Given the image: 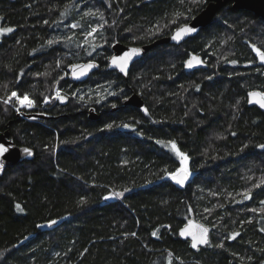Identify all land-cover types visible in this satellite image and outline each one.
I'll use <instances>...</instances> for the list:
<instances>
[{
    "label": "trees",
    "instance_id": "16d2710c",
    "mask_svg": "<svg viewBox=\"0 0 264 264\" xmlns=\"http://www.w3.org/2000/svg\"><path fill=\"white\" fill-rule=\"evenodd\" d=\"M206 3L0 0V29H13L0 37V130L34 152L0 178V264H264V113L246 98L264 93L252 50L264 19L227 4L127 79L105 69L114 43L164 37ZM191 54L206 68L187 67ZM85 61L98 69L71 83L68 65ZM99 84L109 98L77 96ZM14 91L35 101L21 117L2 101ZM132 93L147 114L122 105ZM170 141L189 159L183 188L166 179L180 165ZM189 218L209 228L197 250L178 237Z\"/></svg>",
    "mask_w": 264,
    "mask_h": 264
},
{
    "label": "water",
    "instance_id": "95a60500",
    "mask_svg": "<svg viewBox=\"0 0 264 264\" xmlns=\"http://www.w3.org/2000/svg\"><path fill=\"white\" fill-rule=\"evenodd\" d=\"M227 4H230L231 8L233 9L247 10L250 11L252 14H254L256 17H260L264 19V0H207L205 6L197 14H195L189 21L178 25L168 35L164 37L155 39L154 41L143 45L114 43L111 47V54L106 60L105 69L107 71H114L124 79H127L130 66L134 62L141 59L149 50H151L152 48L158 45H165V44L179 45L188 38L195 36L200 31V29L207 26L211 22L213 17L217 14V12L220 11ZM185 26L193 27L195 28V31L190 34L183 35V37L179 40H174L173 36H175L176 33ZM132 49H139V53L133 55L132 58L128 60L126 67V74H125V72L120 71V68L117 65L121 63L120 58L127 56ZM193 56L197 57L200 61H202V63L199 64H196L194 62L195 68H206V63L200 55L191 54L190 58ZM255 58H256V65L264 69V64L260 63L259 58L256 55ZM114 59L116 60V63L113 62ZM89 64L94 65V67L89 69L85 75L79 76V78H77L78 73L81 71L80 66H85ZM97 69H98V64L94 61L71 63L67 67L68 79L71 83L74 84L82 83ZM253 92L262 93L257 89H252L248 91L246 94L247 104L249 106H255L261 112L264 113V108H261L259 104L255 102L259 98L250 96V93ZM122 105H131L139 109L142 113H145L144 110L146 108L144 102L137 93H132L128 97L124 98L122 100ZM29 116L39 117V118L44 117L43 115H39V114L26 115V117ZM90 117L96 118L97 115L91 113ZM0 144L4 145L8 149L7 152H5L3 155H0V178L2 177L6 168L11 167L22 161H29L33 157L34 152L31 148L24 145H16L13 141L9 139V131L7 129L3 131L0 130ZM25 148L29 149L32 155L30 156L27 155L23 151ZM171 175L172 174H170L166 179L178 188L185 187L191 180V176L189 175L188 179L184 182V184L179 185L175 182V180L171 178ZM200 228L208 229V241H209V228L200 221L195 220L194 218H189L185 221V223L178 230V237L182 241H187L189 247L192 250H197L199 247H204L207 245V244H197L196 248L192 247V243H193L192 235L193 234L198 235ZM182 231L185 232V235L183 236L181 235Z\"/></svg>",
    "mask_w": 264,
    "mask_h": 264
},
{
    "label": "snow or ice",
    "instance_id": "6c2138e0",
    "mask_svg": "<svg viewBox=\"0 0 264 264\" xmlns=\"http://www.w3.org/2000/svg\"><path fill=\"white\" fill-rule=\"evenodd\" d=\"M73 27H75V25ZM11 31H13V29H11V28L0 29V33L11 32ZM194 31H195V28L185 26V27L181 28L176 33L175 36H173V39L179 40L183 37V35L190 34ZM51 43H52V41H49V44H51ZM252 50H253V52L256 53V56L259 58L260 63L264 64V50L257 48L255 45L252 46ZM138 53H139V49H132L131 52L127 56L120 58L121 63H119L117 66L120 68L121 72H125V74H126V67H127L128 60H130L133 55L138 54ZM113 62L116 63V60L114 59ZM194 62L196 64L202 63V61H200L197 57L193 56L186 62L187 67H189V68L193 67ZM233 63H235V62H233ZM92 67H94V65H91V64L85 65V66H80L81 71L78 73L77 78H79V76L85 75L87 73V71L89 69H91ZM250 96L259 98L255 102L258 103L261 108H264V93L253 92V93H250ZM57 97L61 100V102H63L64 98L59 96V93H57ZM13 98H15L19 102L21 107H27V108L35 107V101L30 99L27 94H25L24 96L21 97L15 91L12 92L11 95L8 97V99L5 100L4 102L8 103V101L12 100ZM25 101H27V103H25ZM113 106H115V105H113ZM17 110L19 111V109H17ZM144 111H145V114H147V109H145ZM108 127L111 128L112 125H108ZM125 127H128V126L125 125ZM158 143H161V142L158 141ZM169 144H170L171 150L173 152H175V154L177 156L181 157V163L183 165V167L178 169L176 172L172 173L171 178L173 180H175V182L177 184L183 185L189 176V171L187 168L188 157L183 152L180 151V149L177 147L175 141H170ZM260 147L264 148V145H260ZM7 151H8V149L4 145L0 144V155H3ZM23 151L29 156L32 155L31 151L27 148H25ZM262 183H264V181H262ZM116 195L119 196L122 194L117 193ZM246 198H250V197H246ZM105 199H109V197H105ZM262 203H264V202H262ZM17 207L19 208V205H17ZM52 223H55V221H53ZM132 235H135V233H133ZM152 235L155 236L156 233L154 232V233H152ZM181 235L182 236L185 235V232L182 231ZM236 235H239V234L237 233ZM233 238H235V237H233ZM192 240H193V243H192L193 248H196L197 244H208L209 243V241H208V229L207 228H200L198 235L197 234L192 235ZM219 246L222 247V245H219Z\"/></svg>",
    "mask_w": 264,
    "mask_h": 264
},
{
    "label": "rangeland",
    "instance_id": "374dc122",
    "mask_svg": "<svg viewBox=\"0 0 264 264\" xmlns=\"http://www.w3.org/2000/svg\"><path fill=\"white\" fill-rule=\"evenodd\" d=\"M3 33H0V37H1V35ZM67 76H68V73H67ZM110 92L111 91L104 84H99V85H97L96 88L93 87V88H87V89L82 90V91H78L77 96L79 98H86V95H89V96L91 95V97H97V98H99V101H101L102 99L109 98L110 95H112ZM11 93H10V95H11ZM57 93H59L60 96L64 95L62 93V91L55 90L53 96H57ZM7 99L8 98L2 99L3 103L9 105L16 112V114L19 115L20 117L23 116L21 110L31 109V108L19 106L20 104H19V102L15 98H13L12 100H9L8 103H5L4 101L7 100ZM25 103H27V102H25ZM17 109H19V111ZM167 147H168V149H170V151H172L170 145L167 146ZM173 154L178 158L179 163H180L179 167L176 169V171H177L178 169H180L181 167H183V165L181 163V157L177 156L175 154V152H173ZM187 168H188V171H189V175L192 176V172L189 169V159L187 160ZM117 193H119V192H115V193L109 194L108 196H106V197H109V199H105V200H116V199H119L121 195L117 196L116 195Z\"/></svg>",
    "mask_w": 264,
    "mask_h": 264
},
{
    "label": "flooded vegetation",
    "instance_id": "af4514ba",
    "mask_svg": "<svg viewBox=\"0 0 264 264\" xmlns=\"http://www.w3.org/2000/svg\"><path fill=\"white\" fill-rule=\"evenodd\" d=\"M194 67V66H193ZM195 68V67H194ZM252 90V89H251ZM250 91V90H249ZM248 92V91H247ZM247 92H246V94H247ZM247 98V97H246Z\"/></svg>",
    "mask_w": 264,
    "mask_h": 264
},
{
    "label": "built area",
    "instance_id": "2783aa9c",
    "mask_svg": "<svg viewBox=\"0 0 264 264\" xmlns=\"http://www.w3.org/2000/svg\"><path fill=\"white\" fill-rule=\"evenodd\" d=\"M25 102H27V101H25ZM20 106V105H19Z\"/></svg>",
    "mask_w": 264,
    "mask_h": 264
}]
</instances>
